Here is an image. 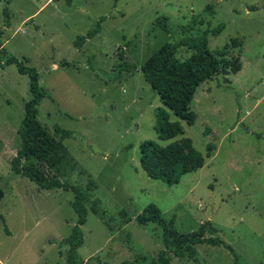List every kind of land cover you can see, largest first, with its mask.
Listing matches in <instances>:
<instances>
[{
	"label": "rangeland",
	"instance_id": "rangeland-1",
	"mask_svg": "<svg viewBox=\"0 0 264 264\" xmlns=\"http://www.w3.org/2000/svg\"><path fill=\"white\" fill-rule=\"evenodd\" d=\"M0 0V264H67L64 239L76 223L73 195L43 189L11 170L19 147L17 129L29 99L28 76L8 56L39 74L46 95L38 119L72 131L62 142L67 155L58 168L45 167L63 181L89 187L83 264H145L164 247L162 229L139 224L135 216L149 203L172 219V229L189 232L207 221L238 255L239 264H264V0H12L4 27ZM104 16L101 31L81 47L73 41ZM224 24L208 36V48L226 58L239 57L240 69L201 83L191 101L194 123L170 112L183 134L160 140L153 128L158 94L140 65L165 42L197 35ZM192 26V29L190 27ZM233 41L240 45L234 46ZM132 72H117L119 50ZM192 50L182 46L185 59ZM221 58L220 55H218ZM25 59V60H24ZM121 62V61H120ZM188 137L204 155V165L168 185L146 175L139 144L161 145ZM125 211L131 220L123 224ZM195 259L171 254V264H231L223 246L195 245Z\"/></svg>",
	"mask_w": 264,
	"mask_h": 264
},
{
	"label": "trees",
	"instance_id": "trees-1",
	"mask_svg": "<svg viewBox=\"0 0 264 264\" xmlns=\"http://www.w3.org/2000/svg\"><path fill=\"white\" fill-rule=\"evenodd\" d=\"M11 1L6 0L3 8L4 27L9 26L8 8ZM65 2L70 5L72 0H65ZM104 19L105 17L101 16L93 28L87 30L85 34L78 35L73 41L74 46L81 47L87 39L100 32L101 22ZM223 28L224 24L220 23L215 27L205 28L197 35H185L178 40L165 42L140 65L145 80L158 94L162 103V106L156 109L153 124L160 140H169L183 134L182 125L178 121L170 120L169 110L188 124L194 123L196 114L190 104L198 86L219 74L235 73L240 69L239 57L229 59L224 57L227 54L224 48L218 54L208 48V36H217ZM3 32L4 29H0V37ZM233 44L238 46L240 42L233 41ZM182 46L192 50L185 59H179L176 55ZM4 54L3 47H0V56ZM118 56L121 62L119 61L116 65L117 72L121 73L124 70L129 73L137 68L134 63L125 61L124 49L119 50ZM11 63L16 65L20 74L28 76L30 94L24 104V116L17 129L20 144L11 158V170L14 174L26 176L43 189H62L72 193L71 206L77 217L76 223L63 241L67 245L65 260L67 264H83L78 259L77 249L83 243L81 226L87 220L88 210L85 203L89 200L90 188L63 181L56 173L49 174L45 170V167L56 169L60 166L67 155V147L62 141L71 137L72 131L54 124L53 130L58 135V139L47 132L38 119V105L46 95L44 88L39 84L38 72L15 56H8L3 61L6 65ZM214 148V144L208 143L207 152L204 155L193 146L188 137L171 141L164 146L155 140L147 139L139 144V163L151 179L174 185L183 175L200 169L204 165L205 158L211 156ZM3 195L4 192L0 187V199ZM121 215L124 216L123 224L131 220L125 211H121ZM135 220L139 224L155 223L162 229L161 237L164 247L155 258L145 264H171V254L180 258L195 259L197 254L195 245L198 244L223 246L233 255L231 264H239L237 253L229 244L217 235H205L207 229L213 233L217 232L209 221L200 224L196 230L177 232L172 229L173 220L165 218L154 203L146 205L135 216ZM122 264L138 263L123 262Z\"/></svg>",
	"mask_w": 264,
	"mask_h": 264
}]
</instances>
